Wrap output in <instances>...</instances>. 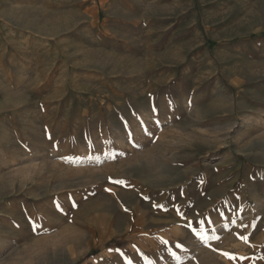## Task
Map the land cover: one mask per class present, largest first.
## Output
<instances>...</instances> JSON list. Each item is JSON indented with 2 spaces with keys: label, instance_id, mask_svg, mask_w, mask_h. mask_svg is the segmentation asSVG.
Returning a JSON list of instances; mask_svg holds the SVG:
<instances>
[{
  "label": "rangeland",
  "instance_id": "374dc122",
  "mask_svg": "<svg viewBox=\"0 0 264 264\" xmlns=\"http://www.w3.org/2000/svg\"><path fill=\"white\" fill-rule=\"evenodd\" d=\"M0 264H264V0H0Z\"/></svg>",
  "mask_w": 264,
  "mask_h": 264
},
{
  "label": "snow or ice",
  "instance_id": "6c2138e0",
  "mask_svg": "<svg viewBox=\"0 0 264 264\" xmlns=\"http://www.w3.org/2000/svg\"><path fill=\"white\" fill-rule=\"evenodd\" d=\"M241 239H245V240H246L247 238H246V237H241ZM226 255H227V254H226ZM230 258H234V257H230Z\"/></svg>",
  "mask_w": 264,
  "mask_h": 264
}]
</instances>
